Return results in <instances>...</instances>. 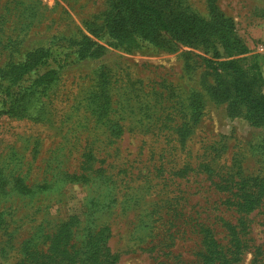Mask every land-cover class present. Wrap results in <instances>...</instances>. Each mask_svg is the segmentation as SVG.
<instances>
[{"label": "rangeland", "instance_id": "1", "mask_svg": "<svg viewBox=\"0 0 264 264\" xmlns=\"http://www.w3.org/2000/svg\"><path fill=\"white\" fill-rule=\"evenodd\" d=\"M116 1L0 0V264H264V125L205 67L242 60L264 94V0H172L232 22L228 59L119 45Z\"/></svg>", "mask_w": 264, "mask_h": 264}, {"label": "trees", "instance_id": "2", "mask_svg": "<svg viewBox=\"0 0 264 264\" xmlns=\"http://www.w3.org/2000/svg\"><path fill=\"white\" fill-rule=\"evenodd\" d=\"M111 7L102 28L113 41L118 40L119 45L130 38L139 40V44L153 45L150 42L151 36L155 35L153 32H165L182 44L212 42L213 50L217 49L212 52L214 59H228L246 53L232 22L220 15L204 20L176 9L172 0H117ZM94 47L98 48V45L85 38L78 56L84 58ZM36 58L37 53L30 55L32 63L23 66L24 74L35 69L33 61ZM241 63L242 60H226L214 64L211 60H205V67L214 73L219 70L229 72L232 76L233 100L244 106L250 122L264 125V94L259 92L260 76L252 73V67H244Z\"/></svg>", "mask_w": 264, "mask_h": 264}]
</instances>
